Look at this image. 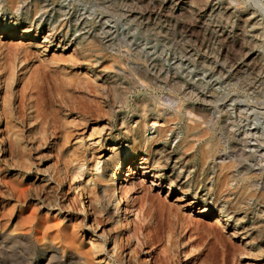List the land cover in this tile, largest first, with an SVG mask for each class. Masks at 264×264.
I'll use <instances>...</instances> for the list:
<instances>
[{
  "label": "rangeland",
  "instance_id": "rangeland-1",
  "mask_svg": "<svg viewBox=\"0 0 264 264\" xmlns=\"http://www.w3.org/2000/svg\"><path fill=\"white\" fill-rule=\"evenodd\" d=\"M22 2L0 0V228L34 212L87 264H264V0Z\"/></svg>",
  "mask_w": 264,
  "mask_h": 264
},
{
  "label": "bare ground",
  "instance_id": "bare-ground-1",
  "mask_svg": "<svg viewBox=\"0 0 264 264\" xmlns=\"http://www.w3.org/2000/svg\"><path fill=\"white\" fill-rule=\"evenodd\" d=\"M7 2L10 4V6H12L13 9H15V11H17V9L19 8L18 3L22 2V0H7ZM23 3V2H22ZM21 3V5H22ZM20 5V6H21ZM10 26V24H9ZM7 26H3L2 28H7ZM15 31V30H14ZM27 31H23L22 36H24L25 33ZM49 33V32H48ZM53 34V33H52ZM38 37V36H37ZM53 36H50V34L45 35L43 38H48V39H52ZM51 41V40H50ZM53 42V41H52ZM24 59V58H23ZM58 60V59H57ZM56 59L54 60L57 61ZM60 62V59L58 60ZM57 61V63H58ZM62 62V61H61ZM66 63V61H65ZM76 79V78H75ZM78 80V79H76ZM80 81V80H78ZM75 82V81H74ZM77 82V81H76ZM81 82V81H80ZM30 83V81H29ZM38 83V82H37ZM66 83V82H65ZM84 83V82H83ZM80 84V83H79ZM78 84V85H79ZM37 85V84H36ZM67 85V84H65ZM72 85V84H71ZM77 85V83H76ZM77 85V87H78ZM81 85V84H80ZM84 87V86H83ZM90 87V86H89ZM63 88V87H62ZM80 88L82 89V86H80ZM77 89V88H76ZM9 91V90H8ZM112 94V93H111ZM6 95V94H5ZM10 95V94H9ZM8 95V96H9ZM5 98V97H4ZM9 98V97H8ZM32 98V97H31ZM8 101V100H7ZM90 101V100H89ZM4 102V101H3ZM33 106V105H32ZM98 106V105H97ZM101 106V105H100ZM96 107V105H95ZM67 109V108H66ZM72 109V108H71ZM88 110V109H87ZM99 110V109H98ZM97 110V111H98ZM101 111V109H100ZM99 112V111H98ZM104 113V112H103ZM37 115V114H36ZM187 115H189L190 117H193L194 119V114H192L190 111L187 112ZM19 116V115H18ZM26 117V116H25ZM3 118V117H2ZM192 119V118H191ZM196 119V118H195ZM199 119V118H198ZM32 123H33V118L31 119ZM36 120V119H35ZM51 121V120H50ZM198 121V120H197ZM31 123V121H29ZM49 122V121H48ZM191 122V121H190ZM204 122V121H203ZM43 123V122H42ZM47 123V122H46ZM83 123V122H82ZM7 126H9V122L6 121L5 123ZM11 124V122H10ZM38 124V123H37ZM81 124V123H80ZM198 122H194L191 126H187V138L189 137H193L196 135L195 131L198 129ZM31 125V124H30ZM60 125V124H59ZM45 127V126H44ZM10 128V127H9ZM12 128V127H11ZM14 128V126H13ZM37 128V127H36ZM51 128V127H50ZM70 129V128H69ZM9 132V131H7ZM19 132V131H18ZM18 132L16 130H12L11 131V136L9 135V151L11 152L12 150V145L14 141L19 140V135ZM64 132V131H63ZM21 133V132H20ZM161 135V134H160ZM200 135V134H199ZM61 136V135H60ZM44 139V138H43ZM20 141V140H19ZM18 146V144H17ZM15 147V146H14ZM13 147V148H14ZM14 150V149H13ZM9 152V153H10ZM134 151L130 152V149H126L125 151H123L121 154H114L111 157V161L113 163L116 164V162H119V164H123L124 162H126L127 164V170H130V164L131 163L127 160L128 155H130L131 153H133ZM13 155V152H12ZM14 157H12L13 159ZM22 159V158H21ZM24 159V158H23ZM29 160V159H26ZM127 160V161H126ZM167 161L170 160V158L166 159ZM169 163V162H168ZM224 165V164H223ZM2 166V165H1ZM226 166L232 167L231 163L224 165V166H220V172L217 175L218 176V180H219V185L223 184H228L229 182H233L236 178L229 175V173H225L224 169H226ZM24 167V166H23ZM26 167V166H25ZM126 167V166H125ZM162 167V166H161ZM165 167V166H164ZM144 172V171H143ZM233 175L235 173H232ZM129 175V174H128ZM132 175V174H131ZM105 174L102 173L100 175L101 178H105ZM112 177L114 178V175H112ZM157 177V176H156ZM114 180V179H112ZM1 181V180H0ZM9 182V181H8ZM2 183V182H1ZM232 184V183H230ZM246 184V182H245ZM248 185V182H247ZM12 193V195H14L13 197L16 198V201L18 203H20L21 201H23L22 199H24L26 196L29 197L31 195H27V191H31L28 189H22V187H20V185H15L12 183H9L7 185ZM246 188H249L248 186ZM245 187L243 188L244 190H248ZM221 189V188H220ZM124 190V189H121ZM46 192V190H45ZM125 192V191H124ZM30 193V192H29ZM38 193V192H37ZM44 193V191H43ZM100 193V192H99ZM121 193V192H120ZM128 193V192H127ZM49 194V193H48ZM124 194V193H123ZM43 195V194H42ZM47 197V196H46ZM101 197V196H99ZM93 199V198H92ZM95 199V197H94ZM99 199V198H98ZM48 200V199H46ZM96 200V199H95ZM15 201V202H16ZM97 201V200H96ZM99 202V201H98ZM101 202V201H100ZM161 205V203H160ZM163 206V205H162ZM161 206V207H162ZM160 207V208H161ZM165 207V206H164ZM163 207V208H164ZM90 208H92L90 206ZM167 208V207H165ZM84 209V208H83ZM169 209V208H168ZM165 210V209H164ZM167 210V209H166ZM32 211V210H31ZM101 213V210H98ZM163 211V210H162ZM168 212V210H167ZM170 212V211H169ZM207 212L206 209L203 210H199V213H205ZM99 213V212H98ZM29 216L26 217L25 219H23L20 216V219L14 224V225H10L7 228L4 226V228H0V264H87V262L85 261H89V260H85L86 258H89L82 253V256L78 254V251H74L73 245H70L68 243L69 239L67 237H65L64 235L61 236L60 232H58L59 230L55 229L56 231L53 232H49L48 227H46L44 224L42 223H37L36 219H34L35 213L32 212L31 214H28ZM179 218V217H178ZM222 219L217 216L214 217L212 225L216 227H222L223 222L221 221ZM185 221V220H184ZM187 224V223H186ZM195 225V224H194ZM188 226V225H187ZM191 226V225H190ZM212 226V227H213ZM197 227V226H196ZM186 228V227H185ZM205 229V228H204ZM194 230V229H193ZM248 233V232H247ZM63 234V233H62ZM67 235V234H66ZM218 236L215 238V243L217 242L219 245H224L226 244V239L225 236L220 234H217ZM51 236L52 241H50L48 238ZM71 236V235H70ZM69 237V236H68ZM71 240V237H69ZM54 241V242H53ZM71 243V242H70ZM216 243V244H217ZM74 244V243H73ZM151 244V242H150ZM170 245V244H169ZM72 247V250L70 249V247ZM76 247V246H75ZM171 247V246H170ZM227 247V245H226ZM225 249V247H223ZM77 249V248H76ZM225 252V250H224ZM80 253V251H79ZM227 254H229L228 252H225ZM170 254V253H169ZM226 254V255H227ZM234 254V250L232 252V255ZM90 255V254H89ZM168 255V254H167ZM225 255V256H226ZM84 256V258H83ZM224 256V255H223ZM128 257V255H127ZM164 261L161 260V264H165V261L167 257H163ZM171 258V257H170ZM168 258L167 260L169 261ZM226 258V257H224ZM223 258V259H224ZM130 258L126 259V262L128 264H130ZM185 260V259H184ZM91 261V260H90ZM178 261V260H177ZM186 261V260H185ZM226 261V260H224ZM146 262V260H145ZM172 262V261H170ZM168 262V263H170ZM90 262H88L89 264ZM160 263V262H159ZM174 260H173V264H174ZM207 263V261H206ZM223 263V261H222ZM226 263V262H225ZM224 263V264H225ZM92 264V263H91ZM144 264V263H143ZM167 264V262H166ZM172 264V263H171Z\"/></svg>",
  "mask_w": 264,
  "mask_h": 264
}]
</instances>
